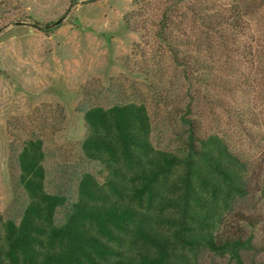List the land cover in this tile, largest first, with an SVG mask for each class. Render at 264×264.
I'll return each instance as SVG.
<instances>
[{"label": "trees", "instance_id": "16d2710c", "mask_svg": "<svg viewBox=\"0 0 264 264\" xmlns=\"http://www.w3.org/2000/svg\"><path fill=\"white\" fill-rule=\"evenodd\" d=\"M164 5L156 37L190 87L224 58L264 62V0ZM175 109L182 132L163 149L143 101L87 108L81 150L103 179L84 171L73 194L48 190L42 138L12 143L16 187L0 214V264H264V161L203 134L191 103Z\"/></svg>", "mask_w": 264, "mask_h": 264}, {"label": "rangeland", "instance_id": "374dc122", "mask_svg": "<svg viewBox=\"0 0 264 264\" xmlns=\"http://www.w3.org/2000/svg\"><path fill=\"white\" fill-rule=\"evenodd\" d=\"M165 1L0 0V214L15 195L12 143L45 141L50 192L73 194L84 171L103 179L81 150L84 111L94 105L143 101L153 142L173 149L182 132L175 106L191 103L203 134L264 161V62L224 58L207 83L190 87L156 37Z\"/></svg>", "mask_w": 264, "mask_h": 264}]
</instances>
